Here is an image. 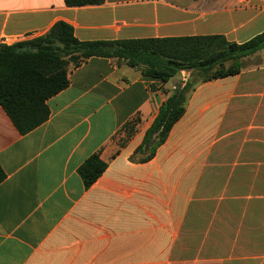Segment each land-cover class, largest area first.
<instances>
[{"label":"crops","instance_id":"0c3cea01","mask_svg":"<svg viewBox=\"0 0 264 264\" xmlns=\"http://www.w3.org/2000/svg\"><path fill=\"white\" fill-rule=\"evenodd\" d=\"M59 21L80 41L241 44L264 32V0H0V45ZM190 75L163 83L93 57L30 133L0 106V264H264V49L239 74L197 83L154 157L136 154ZM93 154L107 168L86 188L78 170Z\"/></svg>","mask_w":264,"mask_h":264},{"label":"trees","instance_id":"16d2710c","mask_svg":"<svg viewBox=\"0 0 264 264\" xmlns=\"http://www.w3.org/2000/svg\"><path fill=\"white\" fill-rule=\"evenodd\" d=\"M105 1L64 0L69 7L101 5ZM263 49L264 32L241 44L222 35L80 41L70 24L59 21L42 36L0 45V106L25 135L48 120L47 101L68 87L70 68L80 67L90 58L116 59L163 83L190 71L197 81L189 80L171 93L136 151L145 153L147 161L184 115L188 95L197 83L239 74L244 58ZM106 168L99 154L89 157L78 170L85 187H91ZM5 178L0 166V183Z\"/></svg>","mask_w":264,"mask_h":264},{"label":"built area","instance_id":"2783aa9c","mask_svg":"<svg viewBox=\"0 0 264 264\" xmlns=\"http://www.w3.org/2000/svg\"><path fill=\"white\" fill-rule=\"evenodd\" d=\"M206 1V0H205ZM32 39V38H31ZM27 40V39H26ZM29 40V39H28ZM24 41V40H22ZM21 42V40H12L11 38H8V37H4L2 40H1V43L3 45H13V44H16V43H19Z\"/></svg>","mask_w":264,"mask_h":264},{"label":"rangeland","instance_id":"374dc122","mask_svg":"<svg viewBox=\"0 0 264 264\" xmlns=\"http://www.w3.org/2000/svg\"><path fill=\"white\" fill-rule=\"evenodd\" d=\"M184 72L187 74V73H189L190 71H184ZM190 76H191V75H190ZM186 77H187V75H186ZM189 79H190V81H192V82L197 81V79L194 78V77H192V76H191ZM174 80H177V78H175ZM173 82H174V81H172V82L169 83L170 86L173 84Z\"/></svg>","mask_w":264,"mask_h":264}]
</instances>
